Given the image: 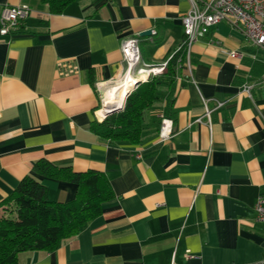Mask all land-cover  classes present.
<instances>
[{"label":"crops","instance_id":"crops-1","mask_svg":"<svg viewBox=\"0 0 264 264\" xmlns=\"http://www.w3.org/2000/svg\"><path fill=\"white\" fill-rule=\"evenodd\" d=\"M6 4H29L32 12L0 34V200L28 174L52 200L75 196V183L34 171L40 159L101 171L113 193L76 235L52 250L22 251L15 264L264 259V222L255 209L264 197L260 47L217 23L192 44L191 66L178 72L142 141L114 143L92 123L108 109L101 110L103 88L126 69L122 42L139 37L142 60L168 59L184 39L189 0H74L59 13L34 0H0V15ZM161 112L174 120L165 142L158 140Z\"/></svg>","mask_w":264,"mask_h":264},{"label":"trees","instance_id":"trees-1","mask_svg":"<svg viewBox=\"0 0 264 264\" xmlns=\"http://www.w3.org/2000/svg\"><path fill=\"white\" fill-rule=\"evenodd\" d=\"M34 1L47 5L51 13H59L74 0ZM170 59L163 73L138 84L123 110L95 120L92 130L114 143H140L149 117L153 113V118L157 117L154 105L162 102L166 93H173L178 72L187 66L186 50L176 51ZM33 169L37 174L75 183L76 194L68 201L52 200L36 176L22 178L12 193L0 200V264H15L22 251L55 249L96 217L102 203L113 196L109 180L101 171H75L48 159L36 161ZM4 209L11 212L2 214Z\"/></svg>","mask_w":264,"mask_h":264},{"label":"built area","instance_id":"built-area-1","mask_svg":"<svg viewBox=\"0 0 264 264\" xmlns=\"http://www.w3.org/2000/svg\"><path fill=\"white\" fill-rule=\"evenodd\" d=\"M189 2L191 7L182 18L184 39L176 48V51L186 50V65L188 68L191 66L192 44L203 39L211 28L221 21L228 23L231 27L240 29L249 41L264 51V0H189ZM31 12L32 7L29 4H6L0 15V34L7 35L11 33ZM121 50L127 62V69L130 71L133 65L140 62L141 50L138 38L136 36L126 38L122 42ZM229 55L232 58L240 57V54L236 51H230ZM167 64L166 61L157 70L164 71ZM143 68L141 69L143 70ZM249 88V86L246 87V89ZM103 104L104 102H102V110L105 109ZM206 115L209 119V107H206ZM173 134V118L161 113L158 140L165 142ZM255 209L258 220L264 222V197H259ZM189 257L191 256L189 255ZM258 264H264V259Z\"/></svg>","mask_w":264,"mask_h":264},{"label":"rangeland","instance_id":"rangeland-1","mask_svg":"<svg viewBox=\"0 0 264 264\" xmlns=\"http://www.w3.org/2000/svg\"><path fill=\"white\" fill-rule=\"evenodd\" d=\"M154 32V31H153ZM138 38V40H139V43H140V39H139V37H137ZM177 47H178V45H177ZM176 46L173 48V49H171V51H170V53H171V55H173L174 53H175V51H176V48H177ZM140 50H141V48H140ZM171 59H170V57L168 58V59H166V60H164L163 62H161V63H156V61L155 60H153V59H147V60H142V55L140 56V62H139V64H138V67H141V66H143L144 68H148L147 70V75L145 76V77H143L144 75V71H139V70H137V71H134V72H131V71H128V69H127V65H126V69H125V71L121 74V76L115 81V82H113V83H109V84H107L104 88H103V95H102V99H104V95H105V92L108 90V89H110V88H114V86L116 87V85H119L121 82H124L125 80H126V78L128 77V76H131V77H133V78H135V80H138V79H141V83H143V82H146V81H148L149 79H151L152 77H155V76H157L158 74H160V73H163L164 71H160V70H157V68H160L161 67V65L163 64V63H165L166 61H167V63L170 61ZM126 61V60H125ZM185 61H186V59H185ZM127 63V62H126ZM144 65H148V66H144ZM168 65V64H167ZM153 68V69H152ZM150 70V71H149ZM153 70V71H152ZM136 88V87H135ZM159 105H160V103H157V104H155L154 106H155V108H153L154 110H155V112H157V114L159 113V111H160V107H159ZM125 106V105H124ZM102 107V106H101ZM103 108V107H102ZM102 110V109H101ZM107 109H105V111H106ZM123 110V109H122ZM160 116V115H159ZM101 117V116H100ZM101 120H103V117H101V119H100V121ZM11 211H9L8 209H4V213H2V214H5V215H8L9 213H10Z\"/></svg>","mask_w":264,"mask_h":264},{"label":"bare ground","instance_id":"bare-ground-1","mask_svg":"<svg viewBox=\"0 0 264 264\" xmlns=\"http://www.w3.org/2000/svg\"><path fill=\"white\" fill-rule=\"evenodd\" d=\"M138 64H139V62L137 64L133 65L130 68V71L131 72H134L137 70L141 71L142 70L141 68L143 66L138 67ZM147 69L148 68H143V70H142V71H144L143 77H145L147 75V71H148ZM134 82H135V78L128 76L124 82H121L116 87L111 88L110 90L105 92L103 102H104V105L106 106V108L118 107V106L123 105V103H124L123 99L125 98L126 93L132 88ZM121 101H122V104L118 105Z\"/></svg>","mask_w":264,"mask_h":264},{"label":"water","instance_id":"water-1","mask_svg":"<svg viewBox=\"0 0 264 264\" xmlns=\"http://www.w3.org/2000/svg\"><path fill=\"white\" fill-rule=\"evenodd\" d=\"M152 33L151 30H147V31H144V32H141L140 35H150ZM141 82V79H138V80H135L132 88L126 93L125 95V98H124V103L123 105L121 106H118V107H110L108 108L106 111H105V115H102L101 116L103 118H105L107 115L111 114V113H114V112H118V111H121L123 108H124V105H125V102H126V99L127 97L129 96V94L135 89V87L138 86V84ZM104 108L106 107L104 104H103Z\"/></svg>","mask_w":264,"mask_h":264}]
</instances>
